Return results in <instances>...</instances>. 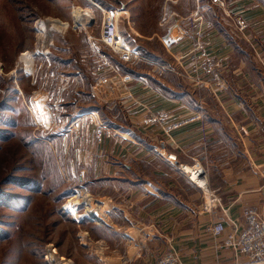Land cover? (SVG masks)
Listing matches in <instances>:
<instances>
[{
    "label": "crops",
    "instance_id": "obj_1",
    "mask_svg": "<svg viewBox=\"0 0 264 264\" xmlns=\"http://www.w3.org/2000/svg\"><path fill=\"white\" fill-rule=\"evenodd\" d=\"M223 1L224 9L211 0H164L149 31L120 10L133 31L120 25V32L138 55L131 63L89 27L74 32L76 40L60 35L39 63L58 76L57 93L43 95L65 121L51 135L55 158L75 187L100 198L105 216V227L93 225L98 237L81 230L90 245L83 264H158L166 254L180 264H233V251L222 247L226 233L243 228L245 211L264 214V0ZM91 112L113 133L96 140ZM169 125L176 127L167 136ZM173 161L205 169L210 208ZM216 223L225 227L218 237Z\"/></svg>",
    "mask_w": 264,
    "mask_h": 264
},
{
    "label": "rangeland",
    "instance_id": "obj_2",
    "mask_svg": "<svg viewBox=\"0 0 264 264\" xmlns=\"http://www.w3.org/2000/svg\"><path fill=\"white\" fill-rule=\"evenodd\" d=\"M103 1L108 9L119 12L118 23L124 34L133 31L124 24L120 10L130 12L133 28L140 22V27L148 31L162 18L164 0ZM93 3L97 4L93 0H0V193L12 197L10 201L0 198V264H74L77 258L83 264L88 258L81 257L90 245L82 231L90 230L91 238L98 237L99 228L93 225L106 226L105 216L100 215L103 214L100 198H94L81 185L75 187L66 177L63 162L49 157L47 150L34 142L40 136L47 137L48 149L54 153L58 145L57 135L51 136L52 132L63 128L65 123L63 113L48 99L58 91L54 86L58 76L39 63L45 61L53 47L51 43L60 35L76 40L73 33L87 27L93 35H100L103 13ZM84 9H89L92 17L75 25L74 14ZM49 20L67 26L54 28ZM45 39L46 45L34 55L31 73H25L19 62L20 54L27 51L34 54L38 41ZM104 136L106 133L97 137L95 126V139L99 141ZM14 177L27 180L28 185L19 186L10 180ZM76 189L85 192L92 206L86 203L84 195L72 199ZM15 198L20 205L10 204L17 201ZM72 202L79 219L66 210V205ZM130 244L128 239L127 245ZM50 253L59 258L57 263L53 258L51 262Z\"/></svg>",
    "mask_w": 264,
    "mask_h": 264
},
{
    "label": "built area",
    "instance_id": "obj_3",
    "mask_svg": "<svg viewBox=\"0 0 264 264\" xmlns=\"http://www.w3.org/2000/svg\"><path fill=\"white\" fill-rule=\"evenodd\" d=\"M213 3L223 8L226 6L223 0H211ZM100 9V8H99ZM103 19L100 31V41L112 52H114L121 61L125 63H131L138 58L135 49L132 45L122 36L119 29V16L118 11L113 9L102 10ZM87 25V23H86ZM236 27L239 32L245 30V24L243 21L237 19ZM122 80L128 82L131 77L128 75L123 76ZM196 82L201 83L199 79H194ZM216 80V85L219 87V83ZM94 117V124L96 126V135L98 138L109 134V129L104 121L97 115V113H91ZM161 117H151V121L160 120ZM195 119H199L198 116ZM55 121V120H54ZM176 127V125H169L164 127V133L169 136V133ZM182 173L186 174L188 179L202 190L204 197V207L210 208L211 194L206 178L205 169L200 165H182L173 161L172 163ZM194 178V179H193ZM245 224L241 230L235 228L229 230L226 233V238L222 244V247L229 248L235 255V261L233 264H264V214L254 209H249L244 213ZM225 231V227L222 223H216L211 228V233L214 237L220 236ZM158 264H180L179 259L174 254H166L159 258ZM218 264V263H213Z\"/></svg>",
    "mask_w": 264,
    "mask_h": 264
},
{
    "label": "bare ground",
    "instance_id": "obj_4",
    "mask_svg": "<svg viewBox=\"0 0 264 264\" xmlns=\"http://www.w3.org/2000/svg\"><path fill=\"white\" fill-rule=\"evenodd\" d=\"M90 1V0H89ZM98 9L100 8L98 5L94 4ZM101 9V8H100ZM92 13L90 12L89 9H84V10H81L77 13L74 14L73 16V22L75 23V25H80L82 23H84L86 20H89L92 16ZM48 22H51V26L54 27V28H58V29H61L60 28V25H62L64 28L67 26L66 23H61V22H58L56 20L52 21V20H49ZM42 28V27H41ZM47 43V40H42V41H38L37 43V46H36V49H35V53L33 54V52H30V51H27V52H24L22 54H20L19 56V62L22 64V69L25 71V73H31V66H32V63H33V58H34V55L35 54H38L40 49H43V47L46 45ZM135 49V48H134ZM92 113V112H91ZM87 115V114H86ZM84 119V118H83ZM127 134V133H126ZM123 136V135H122ZM126 137V136H125ZM128 138V137H126ZM194 179V178H193ZM84 191L82 190H77L74 192V195L72 197V199L77 198L79 196H83L84 195ZM87 195H84V200H86V203L88 204V199L86 198ZM73 203L72 202L71 204H68L66 205V210L69 212V214L74 218V219H79L80 218V215L77 213L75 207L73 206ZM90 206H92V204H88ZM94 213L90 214V215H93ZM101 217L103 218L104 217V214H100ZM97 217L100 218L99 215H96ZM93 219V218H92ZM94 220V219H93ZM100 220H102L100 218ZM98 223V222H97ZM51 254V253H50ZM49 254V256H50ZM52 256H50V259H51V262L53 263V259H55V263L58 262V259L56 257V255H53L51 254ZM48 256V257H49ZM63 259V258H62Z\"/></svg>",
    "mask_w": 264,
    "mask_h": 264
},
{
    "label": "trees",
    "instance_id": "obj_5",
    "mask_svg": "<svg viewBox=\"0 0 264 264\" xmlns=\"http://www.w3.org/2000/svg\"><path fill=\"white\" fill-rule=\"evenodd\" d=\"M95 3L99 4L100 6H103V7H106L108 8V5L103 1V0H93ZM118 61V60H117ZM119 62V61H118ZM119 70H121L122 72H126V73H132L131 70L129 68H125V66H123L121 63L119 64ZM38 140V141H37ZM41 141V142H39ZM35 145L36 144H41L42 146V149L45 148V150H47V155L49 157H54L55 156V153H53V150H49L48 149V146L49 145V142L47 141V137H41L38 138V139H35ZM34 145V146H35ZM32 150H35L34 148H32ZM12 182L18 184L19 186H27L28 185V182L27 180L25 179H22V178H17V177H14L12 179H10ZM37 184V183H36ZM0 198L1 199H6L8 201H10L12 199L11 196L9 195H6V194H3V193H0ZM8 198V199H7ZM16 199V198H15ZM17 201L14 200V203H10V204H13L12 206H18L21 204V202L19 201V199H16Z\"/></svg>",
    "mask_w": 264,
    "mask_h": 264
}]
</instances>
